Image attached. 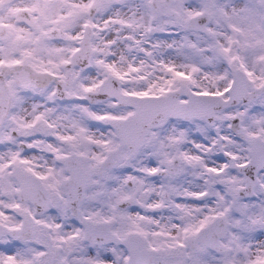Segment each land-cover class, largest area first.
<instances>
[{
	"label": "snow or ice",
	"instance_id": "snow-or-ice-1",
	"mask_svg": "<svg viewBox=\"0 0 264 264\" xmlns=\"http://www.w3.org/2000/svg\"><path fill=\"white\" fill-rule=\"evenodd\" d=\"M0 264H264V0H0Z\"/></svg>",
	"mask_w": 264,
	"mask_h": 264
}]
</instances>
